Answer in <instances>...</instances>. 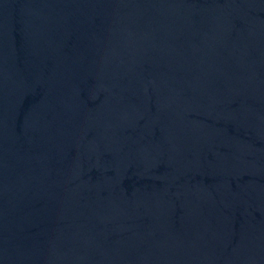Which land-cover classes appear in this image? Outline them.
I'll list each match as a JSON object with an SVG mask.
<instances>
[{"label":"water","instance_id":"water-1","mask_svg":"<svg viewBox=\"0 0 264 264\" xmlns=\"http://www.w3.org/2000/svg\"><path fill=\"white\" fill-rule=\"evenodd\" d=\"M0 264H264V0H0Z\"/></svg>","mask_w":264,"mask_h":264}]
</instances>
